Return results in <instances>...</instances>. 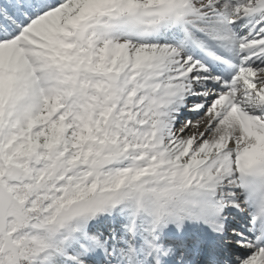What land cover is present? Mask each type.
I'll return each mask as SVG.
<instances>
[{"label": "snow or ice", "instance_id": "6c2138e0", "mask_svg": "<svg viewBox=\"0 0 264 264\" xmlns=\"http://www.w3.org/2000/svg\"><path fill=\"white\" fill-rule=\"evenodd\" d=\"M0 264H264V0H0Z\"/></svg>", "mask_w": 264, "mask_h": 264}]
</instances>
